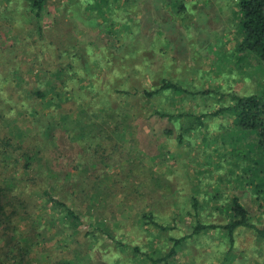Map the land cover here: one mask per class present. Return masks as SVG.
I'll list each match as a JSON object with an SVG mask.
<instances>
[{"label": "rangeland", "instance_id": "rangeland-1", "mask_svg": "<svg viewBox=\"0 0 264 264\" xmlns=\"http://www.w3.org/2000/svg\"><path fill=\"white\" fill-rule=\"evenodd\" d=\"M238 1L128 0L136 30L121 39V29L104 33L109 25L95 15V0H44L40 34L26 0H0V76L16 75L23 84L0 82V96L12 97L0 102V136L13 138L14 154L39 151L51 170L0 163L14 184L0 197V212L20 213L12 219L15 231L0 218V264H148L144 251L156 256L170 236L191 230L192 195L204 221L226 220L224 208L213 207L236 194L250 219L264 226V126L242 130L223 109L231 94L264 92V59L238 48ZM114 7L121 21V0ZM59 67V78L51 79ZM161 77L182 90L161 89L149 98L136 91ZM49 86L60 92L58 108L28 96V88H43L48 98ZM12 99L17 105L10 107ZM59 118L81 135L69 139L55 127L47 136L45 125ZM102 149L106 154H94ZM34 171L41 187L52 183L79 213L73 239L43 222V197L26 179ZM148 218L170 227L159 229ZM89 221L100 227L93 238L82 233ZM130 246L138 248L135 256ZM169 261L264 264V241L237 227L228 248L221 231L208 228L185 237Z\"/></svg>", "mask_w": 264, "mask_h": 264}, {"label": "trees", "instance_id": "trees-1", "mask_svg": "<svg viewBox=\"0 0 264 264\" xmlns=\"http://www.w3.org/2000/svg\"><path fill=\"white\" fill-rule=\"evenodd\" d=\"M117 0H95V15L98 16L103 26L109 25V28L104 30L105 34L113 35L114 33L118 32V29H121V39L129 37L131 34L134 33L136 28L132 26V22H134L129 15V10L126 7H129L128 0H121V5L123 8V13H121V21L119 13L116 11L115 7L112 9V3L116 2ZM134 1V0H129ZM27 6L31 15L35 21V31L37 34H40V21L39 17L41 15V10L43 7L44 0H26ZM179 6L182 7V2H179ZM87 7H91L88 6ZM237 15V30L240 34V39L238 42V48L241 50H248L253 52L258 58L264 59V0H239L238 1V8L236 10ZM115 23H119L114 25ZM136 25V24H135ZM125 33V35L123 34ZM127 35V36H126ZM68 67L72 68V63L67 64ZM60 69L63 68H54L51 73V79L59 78ZM10 81L15 86L23 85L20 80H18V76L14 75L10 79L7 75L0 76V82ZM52 85V84H50ZM53 92V94L45 98L47 94V90L43 88H28V96L34 100V102H46L50 103V105L55 106L56 108L61 106L59 91L53 90L52 86H49ZM175 82L169 78L161 77L159 82L152 88L142 87L139 91L143 96L147 98L151 97L154 93L161 89H171V90H182L179 89ZM53 95L57 97V100L53 98ZM230 104L223 107V109H227L232 115V119L234 124L239 126L242 130L249 127H256L258 125L264 126V92L261 93H249V94H231L230 96ZM12 97H4L0 96V102L5 103L7 99H11ZM12 104L17 105V99H12L9 103L10 107H13ZM1 105V104H0ZM9 107V106H8ZM36 111V110H34ZM217 112V110L213 111V113ZM160 116H168L171 117L172 114L167 111H159L155 110ZM2 117V116H0ZM200 115H196L195 119L196 122L202 124L200 119ZM8 121V120H6ZM63 127L66 135L69 139H74L77 136H80L81 133L77 130V128H69L63 126V118H59L58 120L51 121L45 125L44 132L46 135H50V131L54 128ZM184 130L189 129L188 126L183 127ZM42 134V131H41ZM111 134V133H110ZM109 134V135H110ZM76 135V136H75ZM108 135V134H107ZM52 136V134L50 135ZM75 136V137H74ZM112 134L109 138L112 139ZM49 138V137H48ZM46 139V137H45ZM13 138L11 136H0V145L1 144H8L7 147L3 145L0 149V163L2 165L7 166L9 163L12 164L13 168H22L25 170L34 169H42L45 167L46 172L51 174V170L49 168V160L47 158L43 159L42 154H38L39 151L26 149L25 153L23 154H14L12 153V141ZM95 143V142H94ZM96 148L100 147V144L95 143ZM115 144L110 143L109 149H114ZM14 149V148H13ZM98 149V148H97ZM107 150V147H105ZM94 154H106L104 149L102 152H96L94 150ZM70 170H66V175L64 177H70ZM14 179V178H13ZM26 179H31L30 183L33 186H36L35 190L33 191L36 197H43V202L40 205L43 207L42 212L44 216L43 222L47 224L48 227H54L55 232H60L64 234L66 237H70L73 239L74 235H77V226L81 223V218L79 213L68 203H66L58 194H55L52 188V183L46 182L47 186H40L38 178H36V172L34 171L33 174ZM10 177L2 175L0 172V197L7 196V193L13 189L14 184H12ZM41 187V188H40ZM40 188V190H39ZM263 188L257 186V192L263 191ZM54 193V194H53ZM29 195V194H28ZM214 194L212 195V197ZM22 202V201H21ZM23 203V202H22ZM191 207L193 209L192 214L194 215L193 220L191 221V230L188 233L182 234L180 236H170L171 243L168 246L167 250L157 254L156 256H152L151 252H143L142 253V260L145 259L149 260L148 264H171L169 258L175 255L178 247L180 246L183 239L187 236L196 235L199 232L206 230L208 228H217L221 231V234L227 241V247L230 248L233 243V234L237 227H249L254 231L255 239L258 241H264V226H259L255 222H253L250 217L247 208L243 205L240 198L236 194H232L229 198H227L225 206H214V209L221 211L224 208L226 213V220L223 222H211V221H204L200 218L199 212L197 211L199 205L197 198L192 195L190 200ZM27 205V204H25ZM26 206L24 207V209ZM1 211V210H0ZM26 212V211H25ZM28 213V212H26ZM20 214L18 211L14 209H9L7 212L2 210L0 212V218H5L8 221L4 224L5 225H12V231L16 230L17 224L12 222L13 217ZM150 217V216H149ZM146 221H152L154 225H156L159 229H167L170 227L168 225L160 224L151 218H148ZM43 223V225H44ZM43 225L40 226L38 233L41 231ZM86 226H90L89 228H85L83 230V234L86 238H93L95 235V228L100 229V227L95 226L92 221L86 223ZM31 227V225H30ZM29 229H32L30 228ZM36 230V228H34ZM25 237V236H23ZM119 243V242H117ZM160 250V247L157 246L155 250ZM130 251L132 255L135 256L137 254L138 248L136 246H130ZM7 255V254H6ZM12 258L13 255H10ZM9 256V257H10ZM145 264V262H144Z\"/></svg>", "mask_w": 264, "mask_h": 264}]
</instances>
